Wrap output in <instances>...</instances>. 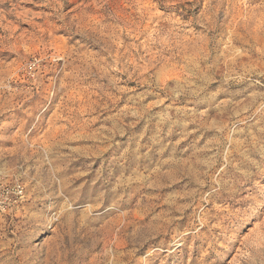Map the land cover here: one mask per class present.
Wrapping results in <instances>:
<instances>
[{
    "label": "rangeland",
    "instance_id": "obj_1",
    "mask_svg": "<svg viewBox=\"0 0 264 264\" xmlns=\"http://www.w3.org/2000/svg\"><path fill=\"white\" fill-rule=\"evenodd\" d=\"M16 185L0 264H264V0H0Z\"/></svg>",
    "mask_w": 264,
    "mask_h": 264
},
{
    "label": "built area",
    "instance_id": "obj_2",
    "mask_svg": "<svg viewBox=\"0 0 264 264\" xmlns=\"http://www.w3.org/2000/svg\"><path fill=\"white\" fill-rule=\"evenodd\" d=\"M0 195L4 199L1 200L0 204L6 210L8 206H13L23 198V188L20 185L14 187L0 186Z\"/></svg>",
    "mask_w": 264,
    "mask_h": 264
}]
</instances>
